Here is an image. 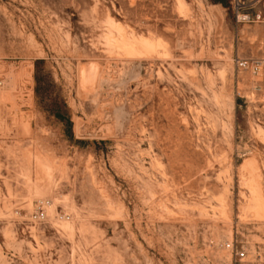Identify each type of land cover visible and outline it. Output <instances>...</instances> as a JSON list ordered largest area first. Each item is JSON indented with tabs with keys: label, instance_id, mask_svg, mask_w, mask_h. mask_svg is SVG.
<instances>
[{
	"label": "rangeland",
	"instance_id": "obj_1",
	"mask_svg": "<svg viewBox=\"0 0 264 264\" xmlns=\"http://www.w3.org/2000/svg\"><path fill=\"white\" fill-rule=\"evenodd\" d=\"M237 58L264 60V0H0V264H264Z\"/></svg>",
	"mask_w": 264,
	"mask_h": 264
},
{
	"label": "built area",
	"instance_id": "obj_2",
	"mask_svg": "<svg viewBox=\"0 0 264 264\" xmlns=\"http://www.w3.org/2000/svg\"><path fill=\"white\" fill-rule=\"evenodd\" d=\"M236 66L238 71L252 70L255 77L256 89L264 96V60L249 61L241 58H237ZM2 86V81L0 80V89ZM46 217L45 210L43 207L38 208L33 214L32 219L34 221H41ZM236 257H245V252L243 250H238L237 247L231 243L226 245Z\"/></svg>",
	"mask_w": 264,
	"mask_h": 264
},
{
	"label": "trees",
	"instance_id": "obj_3",
	"mask_svg": "<svg viewBox=\"0 0 264 264\" xmlns=\"http://www.w3.org/2000/svg\"><path fill=\"white\" fill-rule=\"evenodd\" d=\"M52 86L48 80L38 77L36 93L46 110L61 120L66 119L68 117L66 103L58 94L53 93Z\"/></svg>",
	"mask_w": 264,
	"mask_h": 264
},
{
	"label": "bare ground",
	"instance_id": "obj_4",
	"mask_svg": "<svg viewBox=\"0 0 264 264\" xmlns=\"http://www.w3.org/2000/svg\"><path fill=\"white\" fill-rule=\"evenodd\" d=\"M68 229H69V227H68ZM71 229V228H70Z\"/></svg>",
	"mask_w": 264,
	"mask_h": 264
}]
</instances>
